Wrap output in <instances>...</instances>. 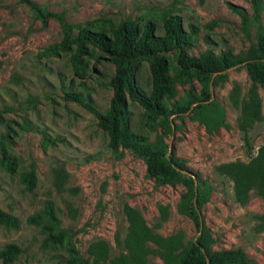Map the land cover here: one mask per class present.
Returning a JSON list of instances; mask_svg holds the SVG:
<instances>
[{"label": "rangeland", "instance_id": "374dc122", "mask_svg": "<svg viewBox=\"0 0 264 264\" xmlns=\"http://www.w3.org/2000/svg\"><path fill=\"white\" fill-rule=\"evenodd\" d=\"M259 4L264 29V0ZM169 15L179 16L189 36L185 47L189 55L211 51L242 58L255 46L257 24L250 0H0L4 152L0 151V209L19 221L16 228L0 224V250L8 244L21 250L10 264H93L88 250L98 241L110 246L109 254H116L126 232L125 204L136 208L146 225L162 236L180 231L185 242L197 236L199 219L197 229L189 216L177 211L179 196L186 189L183 184L157 183L141 157L128 149L115 156L107 147L108 137L96 114L108 111L114 66L107 54L90 44L73 63L75 43L63 25L71 36L89 29L110 37L120 21L129 20L138 30L150 21L154 34L162 35L163 20ZM162 57L172 75L176 52ZM149 62L141 58L133 71L135 87L145 97L151 95ZM246 64L245 60L229 67L223 78L210 75V97L205 103L220 115L216 122L206 126L191 104L184 114L168 115L169 132L162 138L165 155L172 153L181 160L185 168L181 173L208 184L196 212L199 231L208 233L211 250L239 248L248 264H264V235L254 217L264 215V200L251 190L247 203L238 204L232 182L216 171L222 163L246 162L264 142V90L257 88L261 120L248 131L247 142L236 126L238 110L228 99L234 82L241 94L249 87ZM200 91L195 77L182 78L171 83V93L161 102L168 109L173 101L198 98ZM67 93L79 99H66ZM125 109L129 132L148 141L162 132L160 117L151 118L137 102L127 99ZM59 168L61 187L55 185L54 176ZM47 203L53 220L43 214ZM159 204L167 208L164 221L159 218ZM36 214L40 225L28 221ZM147 263L163 264L152 255Z\"/></svg>", "mask_w": 264, "mask_h": 264}, {"label": "trees", "instance_id": "16d2710c", "mask_svg": "<svg viewBox=\"0 0 264 264\" xmlns=\"http://www.w3.org/2000/svg\"><path fill=\"white\" fill-rule=\"evenodd\" d=\"M253 17L256 22V43L251 46L244 57L238 58L226 52L213 54L211 51L203 52L199 56L189 55L185 47L189 36L181 27L177 15L167 16L162 23L163 34H154V25L150 21L142 24L140 30L129 20L120 21L106 36L96 30L84 29L77 35L71 36L69 27H64L71 41L75 43V50L71 55L73 63L84 54L86 44H90L109 56L114 73L109 79L111 98L108 111L98 113L97 124L108 137L107 147L115 156L121 154L122 149H128L141 157L145 162L147 174L157 183L174 184L180 182L185 186L176 204L177 211L189 216L198 229V216L196 208L200 207L206 198L208 184L198 177L195 179L181 173L185 170L181 160L172 153L165 156L167 145L162 135L167 131L168 115L184 114L190 110L206 126L209 122H216L220 115L208 110L210 94L208 90L210 75L217 73L223 78L222 73L229 67L241 61H247V69L251 83L241 94L237 83H233L229 91L230 105L238 110L236 126L242 134L244 142L248 141V131L261 120V106L258 87L264 90V29L259 22L261 6L259 0H250ZM40 15L45 18L42 12ZM243 21L247 20L242 16ZM176 52V66L170 74L169 65L162 57L168 52ZM141 58L150 59L149 72L151 76V95L148 97L140 94L133 81V71ZM195 77L201 85L198 98H187L184 101H173L166 109L161 99L171 93V83L180 79ZM66 99L78 100L79 96L67 93ZM137 102L149 111L151 118L160 117L159 125L162 132L156 134L153 141H148L146 136L128 131L126 116V101ZM220 121L221 118H220ZM220 123V122H219ZM50 141V140H49ZM3 143L0 141L2 154ZM219 175L227 177L232 182L233 197L235 202L244 205L248 201L249 193H255L264 200V142L257 148L255 154L246 162L231 161L219 164L216 167ZM63 170L55 169V185L61 187ZM195 186V189H194ZM43 214L48 220H53L51 204L47 203ZM161 221L167 218L166 206H157ZM123 214L126 220V232L120 240L115 237L121 249L116 254H109L110 246L104 241L90 244L88 250L93 264H148V256H156L163 264H248L244 253L239 249L213 251L210 247V237L203 229L197 230V236L192 241L185 242L182 232H175L162 236L146 225L140 212L125 204ZM258 218V230L264 235V215L254 214ZM40 217L36 214L28 221L37 225L41 224ZM18 219L14 215L0 209V224L16 228ZM199 233V234H198ZM20 248L15 244H8L0 250V260L3 264H10L20 254Z\"/></svg>", "mask_w": 264, "mask_h": 264}, {"label": "water", "instance_id": "95a60500", "mask_svg": "<svg viewBox=\"0 0 264 264\" xmlns=\"http://www.w3.org/2000/svg\"><path fill=\"white\" fill-rule=\"evenodd\" d=\"M168 154H166L165 156H167ZM197 214H198V219H199V230L201 229V222H200V217H199V212L197 210Z\"/></svg>", "mask_w": 264, "mask_h": 264}]
</instances>
